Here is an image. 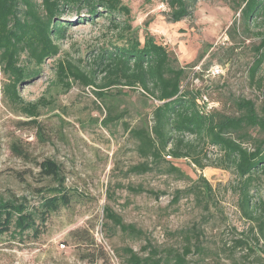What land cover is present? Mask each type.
<instances>
[{
	"label": "rangeland",
	"instance_id": "obj_1",
	"mask_svg": "<svg viewBox=\"0 0 264 264\" xmlns=\"http://www.w3.org/2000/svg\"><path fill=\"white\" fill-rule=\"evenodd\" d=\"M123 2L131 8V22L141 41L153 34L182 66L222 67L220 75L206 80L210 98L219 101L221 109L237 114L233 102L241 97L253 100L264 115V63L255 78L250 77L264 39L262 18L247 25L236 0H196L193 15L174 23L166 0ZM77 12L67 9L62 15L69 25L59 40V54L47 59L34 79L20 84L25 102L45 99L36 124L24 105L6 96L8 76L0 65V198L26 196L37 203V190L55 185L40 172L39 163L46 158L61 166L71 196L68 206L51 214L39 236L33 231L22 237L1 236L0 264H127L125 247L140 256H147L142 247L148 242L161 250L182 252L186 236H192L187 264H264V229L241 211V179L224 161L221 149L201 145L199 156L210 164L203 170L192 158L166 156L152 164L151 171L133 173L131 167L146 159L139 155L130 130L152 125L157 102L140 88H113L103 101L91 86L71 79L66 90L58 82L59 61L89 70L103 48L123 42L107 17L89 22L81 19L86 9L79 16ZM109 109L117 119L105 124ZM251 132L264 139V133ZM184 137L197 141L190 134ZM171 164L183 174L171 172ZM251 193L264 201V170L254 175ZM105 207L144 235L123 233L105 218ZM256 216L264 221V209Z\"/></svg>",
	"mask_w": 264,
	"mask_h": 264
},
{
	"label": "trees",
	"instance_id": "obj_2",
	"mask_svg": "<svg viewBox=\"0 0 264 264\" xmlns=\"http://www.w3.org/2000/svg\"><path fill=\"white\" fill-rule=\"evenodd\" d=\"M236 8L248 25L252 20H264V0H236ZM196 0H166L169 19L177 23L194 12ZM67 9H86L83 21L94 22L99 16L110 19L112 27L119 31L121 44L103 48L89 70L72 62L59 61L56 67L58 82L66 90L72 86L71 79L95 89L98 99L105 101L111 89L140 88L142 94L157 103L152 110V125L134 127L130 134L137 141V151L146 161L131 167L133 173H145L170 156L176 159L192 158L201 170L210 164L203 162L201 145L210 144L223 151L224 161L234 166L241 179L238 186L239 207L251 221H260L263 232L264 221L256 216L264 209V201L253 196L251 185L254 175L264 170V139L255 137L251 130L264 133V115H260L251 99L237 98L233 107L237 114H229L219 106V101L210 98V89L196 85L195 79L203 80V72L193 64L180 65L178 58L153 34L147 33L144 41L137 35L131 22V8L123 0H0V65L8 76L4 86L6 96L12 102L21 103L28 117L37 123L40 104L45 100L25 102L20 93V84L34 79L42 70L47 59L56 57L68 29L62 19ZM119 17H123L121 20ZM251 70L254 79L264 63V39ZM205 70L207 67H200ZM207 94L211 107L199 104L197 99ZM117 116L109 109L108 120ZM195 136L197 141H186L184 135ZM235 134V136H233ZM253 140L250 145L249 142ZM252 142V141H251ZM1 149V141H0ZM206 155V154H205ZM42 175L55 182L53 186L39 188L37 203L32 204L26 196L0 198V237L9 233L16 237L33 231L39 236L52 213L71 202L66 177L61 166L46 158L39 163ZM171 172L181 170L170 165ZM182 173V172H181ZM183 174V173H182ZM204 181L205 178H202ZM133 191H143L131 188ZM210 193L212 187L207 183ZM178 200V196L174 201ZM105 218L130 236H143L144 232L123 218L110 207H105ZM184 250H161L146 243L142 249L147 256H140L131 247L123 250L127 264H187V255L192 249V236H186Z\"/></svg>",
	"mask_w": 264,
	"mask_h": 264
},
{
	"label": "built area",
	"instance_id": "obj_3",
	"mask_svg": "<svg viewBox=\"0 0 264 264\" xmlns=\"http://www.w3.org/2000/svg\"><path fill=\"white\" fill-rule=\"evenodd\" d=\"M162 7L166 8V6L164 4L162 5ZM197 67L198 68H195L196 70H200L203 72V80L201 81L200 78H196L194 81L196 85H202L204 83L203 81H205V84H203V85L207 86L206 80L208 81L209 78H213L215 76H218L223 72V69L220 65L210 66L209 68H206L205 70H201L200 66H197ZM199 83H201V84H199ZM207 88L209 89L210 87L208 86ZM197 102L201 105L206 104L208 108L213 106V105H215V106L217 105V103L212 102L209 99L207 94H202V96L197 99Z\"/></svg>",
	"mask_w": 264,
	"mask_h": 264
}]
</instances>
